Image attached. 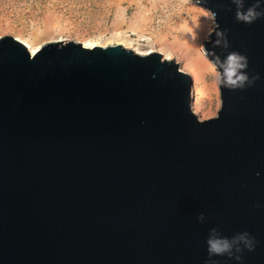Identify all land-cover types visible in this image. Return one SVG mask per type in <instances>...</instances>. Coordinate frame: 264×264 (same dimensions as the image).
<instances>
[{
	"label": "water",
	"instance_id": "95a60500",
	"mask_svg": "<svg viewBox=\"0 0 264 264\" xmlns=\"http://www.w3.org/2000/svg\"><path fill=\"white\" fill-rule=\"evenodd\" d=\"M192 1L214 19L202 48L220 108L207 120L159 53L69 41L31 55L0 38V264H264V19ZM213 50L245 55L259 79L224 87ZM212 228L250 233L255 250L210 258Z\"/></svg>",
	"mask_w": 264,
	"mask_h": 264
},
{
	"label": "bare ground",
	"instance_id": "6f19581e",
	"mask_svg": "<svg viewBox=\"0 0 264 264\" xmlns=\"http://www.w3.org/2000/svg\"><path fill=\"white\" fill-rule=\"evenodd\" d=\"M183 1L185 3L187 1L188 7L191 9H189L191 14L189 13L190 11L188 12L190 15L188 13L187 15L183 14L184 17L182 20L179 21L177 27H173L174 29L172 30L157 31L156 29H152V24H150L151 19L145 14L139 15L140 17L138 18L135 16L136 19L132 17L134 20L130 24L127 22L129 25H127L126 30L122 29V24L125 25L126 22H122L121 25L120 22L112 31H107V33L99 32L100 34L98 33V36H91V33L89 34L86 32L84 28H80L69 21H63L58 18L44 23V26H37L32 30L21 29L11 34L13 38L28 49L31 55L37 53L40 48L47 43H62L69 41L79 43L83 48L87 49H93L94 47L106 48L109 46H121L126 50H131L139 56L149 55L153 52L159 53L163 60L176 61L179 70L181 69V72L191 77L190 108L192 112L200 118L208 119L212 116L213 112L211 94L209 88L205 85L203 86L204 89H200L202 83L200 81L205 82L208 77L205 67H203L199 61L203 59L204 63H206L205 65H208V68L216 73L219 80L218 70L207 58L202 48L203 43L208 40L209 33L214 27V19L208 10L197 5L192 0ZM197 25L199 27H197ZM188 29H191L192 33H195V39L192 38V33H190ZM0 30L1 38L2 36H6L8 31H12L13 28L10 26L5 28L1 27ZM178 51L181 52V54L183 53L184 59L180 60V55L177 56L179 58L177 59L175 53ZM216 89L219 110L220 96L218 83Z\"/></svg>",
	"mask_w": 264,
	"mask_h": 264
},
{
	"label": "rangeland",
	"instance_id": "374dc122",
	"mask_svg": "<svg viewBox=\"0 0 264 264\" xmlns=\"http://www.w3.org/2000/svg\"><path fill=\"white\" fill-rule=\"evenodd\" d=\"M189 9L187 1L185 3L183 0H0V28L12 27L13 30L8 31L6 35L12 36L13 32L21 29L32 30L58 18L84 28L91 36H98L99 32L112 31L120 22V25L126 22V26L122 24V29L126 30L135 16L138 18L147 14L151 19L152 29L165 31L177 27L178 22L191 10ZM189 13L191 14V11ZM178 52L175 53L176 57L180 55V60L184 59L183 53ZM199 62L207 71L208 78L205 82L200 81V89H204V85L209 88L213 109L210 118H213L218 112V78L216 73L205 65L203 59ZM198 119L207 120L200 117Z\"/></svg>",
	"mask_w": 264,
	"mask_h": 264
},
{
	"label": "clouds",
	"instance_id": "9594fccd",
	"mask_svg": "<svg viewBox=\"0 0 264 264\" xmlns=\"http://www.w3.org/2000/svg\"><path fill=\"white\" fill-rule=\"evenodd\" d=\"M232 4L236 6L235 18L239 23L250 25L259 19H264V0H255V2L248 7H246L245 0H232ZM197 27L199 26L197 25ZM188 31L192 33L191 29H188ZM221 35L223 34L218 33V36ZM192 38L195 39V33H192ZM220 46L224 48L229 47L226 37H224L222 41L217 39L214 47ZM209 54L214 57V63L219 66L224 87L233 90L244 89L245 87H251L255 81L259 79L258 76L250 77L246 71L249 61L245 55L239 52H229L226 57L221 58L214 50L209 52ZM197 218L200 222H204L206 219L204 213H200ZM206 243L210 258L228 256L241 260L242 255H240V253H242L245 248L249 251L255 250V238L248 232L238 233L232 238H228L223 236L217 228H212L210 229ZM205 264H215V262L209 260L206 261Z\"/></svg>",
	"mask_w": 264,
	"mask_h": 264
}]
</instances>
